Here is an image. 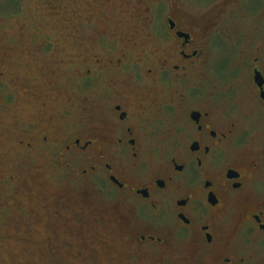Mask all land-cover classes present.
Returning a JSON list of instances; mask_svg holds the SVG:
<instances>
[{"label": "flooded vegetation", "instance_id": "flooded-vegetation-1", "mask_svg": "<svg viewBox=\"0 0 264 264\" xmlns=\"http://www.w3.org/2000/svg\"><path fill=\"white\" fill-rule=\"evenodd\" d=\"M81 1L66 0L65 8ZM14 2L0 0L6 24L22 14ZM151 2L167 7L157 72L149 69V40L134 38L118 52V69L127 74L116 75L129 80H111L112 90L98 100L100 119L87 117L84 134L63 142V156L82 161V177L131 211L111 220L125 230L126 247L104 257L116 264H264V0H216L203 15L189 9L190 0ZM200 2L193 5L201 9ZM144 11L154 17L152 7ZM138 53L146 57L145 70L127 59ZM137 75L141 84L159 80L166 132H150L155 115L144 106L150 98L141 86L115 89ZM103 100L110 105L105 111ZM84 103L90 105L88 97ZM39 143L61 142L45 136ZM20 144L38 146L32 139ZM93 258L101 263L98 253Z\"/></svg>", "mask_w": 264, "mask_h": 264}, {"label": "rangeland", "instance_id": "rangeland-1", "mask_svg": "<svg viewBox=\"0 0 264 264\" xmlns=\"http://www.w3.org/2000/svg\"><path fill=\"white\" fill-rule=\"evenodd\" d=\"M99 1L82 0L70 10L66 0H15L22 14L8 24L0 20V264H97L96 253L99 264H116L104 257L112 255L106 251L126 247L125 230L111 220L131 211L112 192L82 177V161L63 156V142L83 135L90 126L87 117L101 114L98 100L112 90L111 80H129L118 69V52L134 38L149 40V69L157 72L167 7L111 0L114 6L105 9ZM132 2L141 8L129 9L126 3ZM215 2L201 0L197 9L190 0L188 7L203 15ZM149 7L154 17L145 13ZM138 13L144 14L141 20L131 18ZM133 56L127 59L141 61L139 70L148 68L144 55ZM143 79L137 75L115 89L125 93L141 86L150 98L144 106L155 115L147 125L150 132H166L170 122L161 109L159 80L147 85ZM108 106L103 100L102 111ZM45 136L61 143L43 146L39 141ZM28 139L38 146L28 150L20 144ZM101 241L109 248H100Z\"/></svg>", "mask_w": 264, "mask_h": 264}]
</instances>
